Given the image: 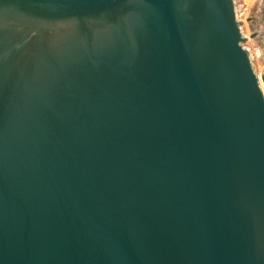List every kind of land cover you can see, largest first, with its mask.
Here are the masks:
<instances>
[{"label":"water","instance_id":"obj_1","mask_svg":"<svg viewBox=\"0 0 264 264\" xmlns=\"http://www.w3.org/2000/svg\"><path fill=\"white\" fill-rule=\"evenodd\" d=\"M241 24L235 0H0V264H264Z\"/></svg>","mask_w":264,"mask_h":264},{"label":"rangeland","instance_id":"obj_2","mask_svg":"<svg viewBox=\"0 0 264 264\" xmlns=\"http://www.w3.org/2000/svg\"><path fill=\"white\" fill-rule=\"evenodd\" d=\"M235 2L237 17L242 20V32L247 38L244 47L249 49L255 72L260 78L264 73V0Z\"/></svg>","mask_w":264,"mask_h":264},{"label":"bare ground","instance_id":"obj_3","mask_svg":"<svg viewBox=\"0 0 264 264\" xmlns=\"http://www.w3.org/2000/svg\"><path fill=\"white\" fill-rule=\"evenodd\" d=\"M262 83V82H261Z\"/></svg>","mask_w":264,"mask_h":264}]
</instances>
